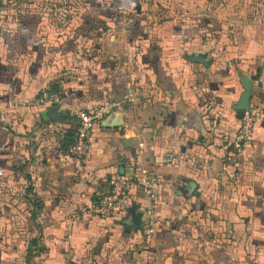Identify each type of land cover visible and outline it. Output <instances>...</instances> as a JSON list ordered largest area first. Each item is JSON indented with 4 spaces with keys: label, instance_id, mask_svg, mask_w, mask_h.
Listing matches in <instances>:
<instances>
[{
    "label": "crops",
    "instance_id": "crops-1",
    "mask_svg": "<svg viewBox=\"0 0 264 264\" xmlns=\"http://www.w3.org/2000/svg\"><path fill=\"white\" fill-rule=\"evenodd\" d=\"M6 11L0 264H264V0H96L57 28ZM53 85L60 102L38 104ZM99 107L75 159L74 111ZM138 167L160 176L156 198L135 185L111 216L89 213Z\"/></svg>",
    "mask_w": 264,
    "mask_h": 264
},
{
    "label": "built area",
    "instance_id": "built-area-1",
    "mask_svg": "<svg viewBox=\"0 0 264 264\" xmlns=\"http://www.w3.org/2000/svg\"><path fill=\"white\" fill-rule=\"evenodd\" d=\"M258 82L264 89V70L258 75ZM58 92L43 93L38 98V104L49 106L60 102ZM104 107H99L91 112L84 110L74 111L76 125L73 130L74 142L69 148V153L75 159L85 158L90 149V134L94 122L98 121L104 114ZM262 115L260 105L249 106L244 110L236 132L237 142L245 144L252 139L254 127L259 117ZM164 162L171 163V155L163 157ZM160 176L146 168H135L130 174H122L112 177L108 182V189L103 193L98 202L92 206L89 213L94 217L106 218L111 216L116 205L125 197L133 186L137 185L141 193L152 200L157 197L160 189ZM146 234H153V227L149 225L144 229Z\"/></svg>",
    "mask_w": 264,
    "mask_h": 264
},
{
    "label": "rangeland",
    "instance_id": "rangeland-1",
    "mask_svg": "<svg viewBox=\"0 0 264 264\" xmlns=\"http://www.w3.org/2000/svg\"><path fill=\"white\" fill-rule=\"evenodd\" d=\"M92 1L96 0H0V9L11 11L15 18L26 11H39L57 26L66 25L77 9Z\"/></svg>",
    "mask_w": 264,
    "mask_h": 264
},
{
    "label": "trees",
    "instance_id": "trees-1",
    "mask_svg": "<svg viewBox=\"0 0 264 264\" xmlns=\"http://www.w3.org/2000/svg\"><path fill=\"white\" fill-rule=\"evenodd\" d=\"M82 11H83V9H82ZM82 11L80 12V15L83 14ZM78 14H79V13L76 12L74 16H72L71 18L68 19V22H67V24H66L68 27L70 26L69 24H70L71 21L74 19V17H75L76 15H78ZM78 16H79V15H78ZM78 16H77V17H78ZM83 32H84V31H83ZM50 92H58V90H57V88H56V85L51 86V88H50ZM65 141L68 142V144H70V145L73 144V142H74L73 132H68V134H67V138H66Z\"/></svg>",
    "mask_w": 264,
    "mask_h": 264
},
{
    "label": "water",
    "instance_id": "water-1",
    "mask_svg": "<svg viewBox=\"0 0 264 264\" xmlns=\"http://www.w3.org/2000/svg\"><path fill=\"white\" fill-rule=\"evenodd\" d=\"M248 108H249V106H246V107L241 108V110L239 111V114L242 116L244 110H247ZM44 114H45V113H43V115H44Z\"/></svg>",
    "mask_w": 264,
    "mask_h": 264
}]
</instances>
